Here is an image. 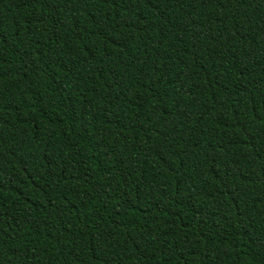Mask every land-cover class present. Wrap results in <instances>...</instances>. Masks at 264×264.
Returning a JSON list of instances; mask_svg holds the SVG:
<instances>
[{
  "label": "trees",
  "instance_id": "obj_1",
  "mask_svg": "<svg viewBox=\"0 0 264 264\" xmlns=\"http://www.w3.org/2000/svg\"><path fill=\"white\" fill-rule=\"evenodd\" d=\"M0 264H264V0H0Z\"/></svg>",
  "mask_w": 264,
  "mask_h": 264
}]
</instances>
